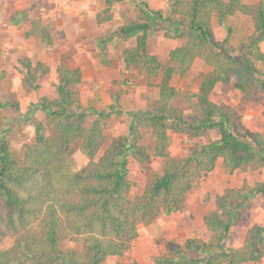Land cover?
I'll list each match as a JSON object with an SVG mask.
<instances>
[{"label":"trees","instance_id":"16d2710c","mask_svg":"<svg viewBox=\"0 0 264 264\" xmlns=\"http://www.w3.org/2000/svg\"><path fill=\"white\" fill-rule=\"evenodd\" d=\"M112 3L106 0L107 11ZM138 7L136 19L118 28L114 35L135 39L134 47L123 52L126 67L139 65L159 75L160 82L148 107L128 114L125 135L113 140L95 160L105 143L102 121L114 113V108L110 112L77 111L81 109L78 88L82 72L62 58L57 65L56 98H40L33 105L45 114L51 134L44 135L41 127H36L33 145L22 165L6 140L0 138V238L14 239L10 247L0 249V264H103L109 257L120 259L137 238L139 224L182 212L194 183L211 172L218 160L227 175L264 167V134L238 131L235 110L209 97L218 84L225 91L232 86L240 92L242 105L264 108V75L256 67L264 64V52L260 50L264 42L263 0L257 7L241 0H169L167 20L184 42L170 50L171 65L162 73L161 64L147 53L153 25L146 11ZM235 13L252 16L253 20V33L238 57L231 55L226 41L219 44L214 40L211 24L214 17L223 23ZM17 16L23 20L20 13ZM27 36L38 37L45 45L53 42L49 26L39 19L32 21ZM196 59L212 70L201 75L193 114L186 120L176 101L178 91L170 80L176 68L184 75ZM20 62L25 69L24 84L37 88L36 74L48 69L28 59ZM88 115H94L95 120L84 127ZM143 128L150 129L154 137L151 152L140 144ZM169 131L183 134L188 141L214 131L218 139L194 143L182 159H176L168 152ZM78 140L80 152L88 159L87 166L79 170L69 154V147ZM154 157L163 160L161 174L130 198L128 159L145 164ZM257 196H264V181L206 194L204 201L211 210L203 222L210 237L188 238L182 244L167 241L164 253L154 257L153 263H260L264 258V223L248 228L241 246H229L232 229L246 220L249 202ZM67 238L78 242L80 249H63L62 240Z\"/></svg>","mask_w":264,"mask_h":264},{"label":"rangeland","instance_id":"374dc122","mask_svg":"<svg viewBox=\"0 0 264 264\" xmlns=\"http://www.w3.org/2000/svg\"><path fill=\"white\" fill-rule=\"evenodd\" d=\"M112 2L107 11L106 0H0V138L6 140L20 165L23 164L25 153L33 145L36 127L40 126L44 135L52 132L45 114L33 105L40 98H56L57 65L62 58H67L71 67L79 68L82 72L78 88L81 109L77 111L94 109L110 112V108H114V113L102 121L105 143L95 160L113 140L127 133L128 114L144 110L149 100L156 97L160 76L148 73L139 65L126 67L123 52L134 47L135 39L120 38L114 33L136 19L138 6L141 5L153 25L148 36L147 53L161 64L162 73L171 65L168 60L170 50L184 42L174 31L175 25L167 20L169 0ZM241 2L257 7L260 0ZM18 13L23 20H18ZM38 19L43 25L49 26L53 41L51 45L41 43L38 37L27 36L32 21ZM211 24L214 40L219 44L226 41L231 55L238 57L244 52V44L253 33L252 16L235 13L223 23L214 17ZM260 50L264 52V42ZM24 59L30 60L33 65L39 62L48 69L43 74H36L35 89L24 84L25 69L20 62ZM256 67L264 75V64H256ZM176 69L170 84L178 91L176 101L184 111V118L191 120L201 75L212 69L200 59L194 60L184 75H180ZM209 97L214 103H222L235 110L238 131L264 134L262 106L242 105L240 92L232 86L225 91L221 84L215 87ZM94 120V115H88L83 126L90 125ZM140 131V144L151 152L154 143L151 130L143 128ZM169 137V155L182 159L190 145L215 141L218 134L211 131L206 137L188 141L183 134L169 131ZM79 144L78 140L69 147L77 170L88 164V159L79 150ZM128 161V179L132 183L129 196L133 198L143 191L152 177L161 174L163 160L154 157L145 164L131 158ZM261 181H264V167L227 175L221 166V159L218 160L211 172L194 183L186 196L182 212L160 216L150 224H139L138 236L130 242L124 256L120 259L109 257L103 264H116L119 261L154 264L153 258L164 253L167 241L182 244L188 238L207 240L210 233L203 218L211 206L205 203L204 196L221 194L226 188L243 189ZM249 203L246 220L232 229L230 247L241 246L247 229L264 223V196H257ZM13 242L12 237L0 238V249L10 247ZM61 244L63 249L81 247L70 238L62 240ZM252 264H264V258L260 263Z\"/></svg>","mask_w":264,"mask_h":264},{"label":"crops","instance_id":"0c3cea01","mask_svg":"<svg viewBox=\"0 0 264 264\" xmlns=\"http://www.w3.org/2000/svg\"><path fill=\"white\" fill-rule=\"evenodd\" d=\"M215 89V88H214Z\"/></svg>","mask_w":264,"mask_h":264}]
</instances>
